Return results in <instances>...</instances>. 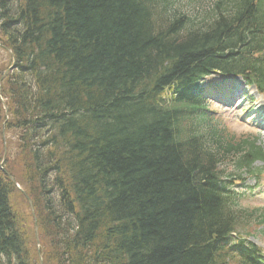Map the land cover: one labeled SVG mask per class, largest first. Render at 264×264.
Returning <instances> with one entry per match:
<instances>
[{"label": "trees", "instance_id": "trees-1", "mask_svg": "<svg viewBox=\"0 0 264 264\" xmlns=\"http://www.w3.org/2000/svg\"><path fill=\"white\" fill-rule=\"evenodd\" d=\"M190 2L193 17L174 0H0L16 58L4 91L22 133L9 170L34 202L45 264L257 259L225 243L255 212L215 182L222 160L251 172L263 151L212 125L195 99L161 93L213 70L264 90V0ZM12 187L0 172V264H39Z\"/></svg>", "mask_w": 264, "mask_h": 264}, {"label": "rangeland", "instance_id": "rangeland-1", "mask_svg": "<svg viewBox=\"0 0 264 264\" xmlns=\"http://www.w3.org/2000/svg\"><path fill=\"white\" fill-rule=\"evenodd\" d=\"M9 62H10V56L0 48V67L3 65L4 67H7V64ZM212 80L220 81L221 77L215 76L212 78ZM236 82L239 83L240 81L238 80ZM235 102L237 103L239 102V105L237 106L235 110L230 111L232 110L233 104ZM234 103L224 104L222 102H217L213 100L211 97L210 98V110L213 111L214 114H216L217 118L219 116L222 122L225 123L229 127V129L235 131L238 135L249 134L250 131L252 130L249 127V125L246 123L247 119L244 116L245 111L239 112L240 108L247 107V105H245L246 103H243V99L236 100L234 101ZM254 133L255 134H253V136L258 137L259 143L262 146H264V136L256 132ZM9 138L16 139V136L11 135ZM16 149L17 148L14 145H11L10 146L11 154L14 156H17V155L20 156V154H18V151ZM0 153L1 154L3 153V144L1 143H0ZM256 166L259 168V171L261 172V179L263 182L264 181V164L258 163L256 164ZM254 184L250 183L249 181H243L241 186L238 187V191L243 192V196L241 197V203L243 206L248 208V210H250L252 206H259L261 210L264 211L262 209L264 208V190L259 192L258 190L255 189ZM13 192L14 193H13L12 202H13V205L15 206L14 211L18 214L20 218H23L24 220L29 221L30 219L28 216L30 215V211L27 208L25 199L17 191H13ZM246 228L247 229L241 232H247L251 235L248 242L254 243L255 245H257L259 248H261L264 251V225L260 227L257 224V222L254 220V218H252L250 222L246 223ZM31 247L32 249H34L33 244ZM229 264H234V263H229Z\"/></svg>", "mask_w": 264, "mask_h": 264}, {"label": "water", "instance_id": "water-1", "mask_svg": "<svg viewBox=\"0 0 264 264\" xmlns=\"http://www.w3.org/2000/svg\"><path fill=\"white\" fill-rule=\"evenodd\" d=\"M28 200H29V203H30V206H31L32 210H34V207H33L32 201L30 200V198H28ZM35 229H36V233H37V231H38V225H37V221H36V219H35Z\"/></svg>", "mask_w": 264, "mask_h": 264}]
</instances>
